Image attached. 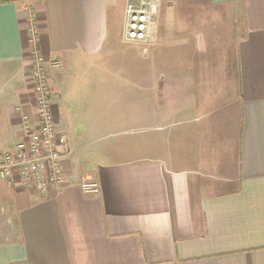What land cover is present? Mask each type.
<instances>
[{"label":"crops","instance_id":"obj_1","mask_svg":"<svg viewBox=\"0 0 264 264\" xmlns=\"http://www.w3.org/2000/svg\"><path fill=\"white\" fill-rule=\"evenodd\" d=\"M164 1L141 67L103 81L125 0H0V150L38 124L29 12L69 138L63 186L0 179V264H264V0Z\"/></svg>","mask_w":264,"mask_h":264},{"label":"built area","instance_id":"obj_2","mask_svg":"<svg viewBox=\"0 0 264 264\" xmlns=\"http://www.w3.org/2000/svg\"><path fill=\"white\" fill-rule=\"evenodd\" d=\"M162 0H125L124 39L148 45L154 41L157 16ZM30 44L32 89L36 100L37 127L25 120L23 138L12 149L0 150V179L10 185L17 180L26 189L45 192L63 186L66 176L62 162L69 153V138L53 116L52 90L48 69L56 65L47 61L38 47V33L31 12L27 16ZM84 194H96L98 183L92 179L81 182Z\"/></svg>","mask_w":264,"mask_h":264},{"label":"rangeland","instance_id":"obj_3","mask_svg":"<svg viewBox=\"0 0 264 264\" xmlns=\"http://www.w3.org/2000/svg\"><path fill=\"white\" fill-rule=\"evenodd\" d=\"M174 1V5L172 0H165L164 5H163V11H166L168 9L165 8V6L168 5H173V8L176 4V0ZM172 2V3H171ZM168 8V7H167ZM172 8V9H173ZM162 11V12H163ZM169 11V10H168ZM160 12V11H159ZM161 17L162 13H159L157 16V24L160 21L161 22ZM121 23H122V11H119L117 16H116V21L115 23L111 24V27L115 30L121 29ZM117 42V41H116ZM115 46V45H114ZM112 47L111 49L104 50V52L101 54L105 55L102 58V61L99 60L98 63H103L105 66L102 74V80L105 81L107 79H110L112 76L113 78H116L118 74L120 73H125V71L128 72V70L131 71V68L135 65L136 67L140 68L142 65V60H143V53H144V48L148 47V45H143L142 43L139 42H134V41H127V45L123 43H119L118 46ZM145 46V47H144ZM171 48L168 49V52L170 51ZM100 58V57H99ZM98 58V59H99ZM121 80V76L119 75L118 77ZM131 78L130 76H127L126 79ZM134 78H136V82L141 80L142 75H141V70L135 72ZM123 90L122 86L119 87V94L122 98H126L124 95H121V91ZM129 90V91H128ZM127 90V95L131 94V89L128 88ZM135 94H137V89L134 87ZM119 113H126L127 112V104H117ZM27 120V119H25ZM24 120V124H25ZM23 124V126H24ZM25 133V131H24Z\"/></svg>","mask_w":264,"mask_h":264}]
</instances>
